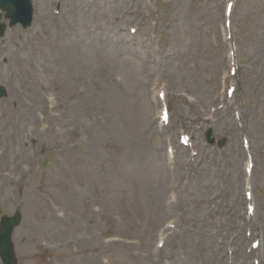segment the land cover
I'll list each match as a JSON object with an SVG mask.
<instances>
[{"label": "rangeland", "instance_id": "rangeland-1", "mask_svg": "<svg viewBox=\"0 0 264 264\" xmlns=\"http://www.w3.org/2000/svg\"><path fill=\"white\" fill-rule=\"evenodd\" d=\"M33 1L0 37L17 264H264V0Z\"/></svg>", "mask_w": 264, "mask_h": 264}, {"label": "water", "instance_id": "water-1", "mask_svg": "<svg viewBox=\"0 0 264 264\" xmlns=\"http://www.w3.org/2000/svg\"><path fill=\"white\" fill-rule=\"evenodd\" d=\"M4 7L10 16H31V8L27 0H9L4 3L0 2V8ZM3 27L0 26V34H3ZM5 94V89L0 87V95ZM208 138L211 131L207 133ZM213 141V140H211ZM19 223V217H3L0 225V244L1 255L5 264H16L13 245L11 244V234L16 225Z\"/></svg>", "mask_w": 264, "mask_h": 264}]
</instances>
